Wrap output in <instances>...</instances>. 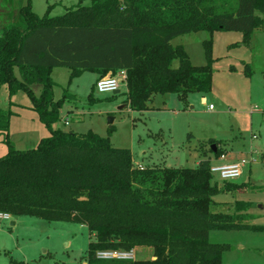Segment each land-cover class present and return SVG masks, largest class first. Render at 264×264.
<instances>
[{
  "label": "trees",
  "instance_id": "16d2710c",
  "mask_svg": "<svg viewBox=\"0 0 264 264\" xmlns=\"http://www.w3.org/2000/svg\"><path fill=\"white\" fill-rule=\"evenodd\" d=\"M47 13L37 17L29 0H0V87L26 92L50 133L17 151L8 137L9 113L0 110L7 147L0 158V213L84 226L93 236L86 264H221L229 247L209 243L210 231L260 228L242 224L246 216L215 211L213 197L247 186L212 183L208 160L194 169L139 171L127 149L91 133L51 130L65 99L53 100L49 72L66 68L72 79L92 71L98 80L124 71L126 103L136 112L157 94L173 93L186 103L187 95L211 90V40L202 43L206 64L200 67L171 40L201 31L239 32L247 46L264 25V0H89L59 17ZM220 153L216 147L212 152ZM236 204L240 211L243 203ZM135 248H149L154 259L93 258L98 251Z\"/></svg>",
  "mask_w": 264,
  "mask_h": 264
},
{
  "label": "rangeland",
  "instance_id": "374dc122",
  "mask_svg": "<svg viewBox=\"0 0 264 264\" xmlns=\"http://www.w3.org/2000/svg\"><path fill=\"white\" fill-rule=\"evenodd\" d=\"M29 4L39 18L47 10L49 17H59L70 7L88 6L89 0H29ZM209 39L210 92L189 94L186 103L173 93L157 94L143 112L128 107L124 83L117 93H98L95 72L85 71L70 79L68 69H51L52 98L56 101L64 97L65 101L50 129L79 136L94 134L112 148L129 150L133 162L145 170L194 169L204 157L210 166L245 160L241 176L232 183L245 184L246 189L214 196L213 209L246 216L242 224L260 229L210 231L208 242L229 247L222 254L221 264H264V25L253 31L247 46L242 44L239 32L221 31L182 35L170 44L183 47L190 64L200 67L206 64L202 43ZM177 65L176 60L171 62L172 68ZM13 75L19 79L17 68ZM32 92L37 97L39 85H34ZM0 110L9 113L8 137L15 150L34 147L26 146L31 137L50 135L26 92L9 93L5 85L1 86ZM209 140L214 144H208ZM212 145L220 154L225 151L222 162L211 153ZM6 152L0 136V158ZM211 182L222 185L217 173L211 174ZM236 203L245 206L237 211ZM92 240V234L81 225L10 217L0 220V264H84L87 244ZM134 256L135 260L148 259L150 249L135 248Z\"/></svg>",
  "mask_w": 264,
  "mask_h": 264
},
{
  "label": "built area",
  "instance_id": "2783aa9c",
  "mask_svg": "<svg viewBox=\"0 0 264 264\" xmlns=\"http://www.w3.org/2000/svg\"><path fill=\"white\" fill-rule=\"evenodd\" d=\"M125 72L118 71L115 76L100 78L95 82V89L98 93H115L118 91L120 83H124ZM209 110L212 109L211 106L208 107ZM264 120V114H263ZM219 159L223 160L224 155H220ZM247 165L245 160H239L238 162H233L229 164H224L221 166H210V173H217L220 181L222 183L232 182L233 180L239 178L242 174L243 168ZM136 170L142 171L143 167L140 165H135ZM0 220H10V216L7 214L0 213ZM94 258L97 260H116V261H134V249L123 251V250H103L95 253Z\"/></svg>",
  "mask_w": 264,
  "mask_h": 264
},
{
  "label": "crops",
  "instance_id": "0c3cea01",
  "mask_svg": "<svg viewBox=\"0 0 264 264\" xmlns=\"http://www.w3.org/2000/svg\"><path fill=\"white\" fill-rule=\"evenodd\" d=\"M67 123V122H66ZM39 136L40 135H36L35 136V138H33V137H31V139H27L26 140V146H35L36 144H37V142L40 140V139H38L39 138ZM210 141V140H209ZM208 141V142H209ZM213 141V140H212ZM215 142V141H214ZM209 144V143H208ZM217 148V147H216ZM224 153L222 154V155H224V157H225V151H223ZM212 153V152H211ZM206 157H204V159H202V160H209V159H205ZM215 159H217V161H223V160H221V159H219V156L218 157H214ZM134 163V162H133ZM135 164V163H134ZM136 165V164H135ZM138 165V164H137ZM197 165V164H196ZM142 167V166H141ZM14 224V223H13ZM148 259H151V260H153L154 258L152 257V253H151V251H150V256H149V258ZM84 264H86V263H84Z\"/></svg>",
  "mask_w": 264,
  "mask_h": 264
},
{
  "label": "water",
  "instance_id": "95a60500",
  "mask_svg": "<svg viewBox=\"0 0 264 264\" xmlns=\"http://www.w3.org/2000/svg\"><path fill=\"white\" fill-rule=\"evenodd\" d=\"M115 93H117V92H115ZM110 122H111V119L108 120V123H110ZM211 150H212V152L215 151V146H214V145L211 146ZM10 225H13V222H11ZM93 258H94V257H93Z\"/></svg>",
  "mask_w": 264,
  "mask_h": 264
}]
</instances>
